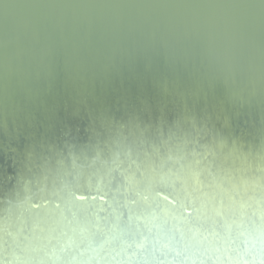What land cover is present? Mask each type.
Instances as JSON below:
<instances>
[{"label":"bare ground","instance_id":"1","mask_svg":"<svg viewBox=\"0 0 264 264\" xmlns=\"http://www.w3.org/2000/svg\"><path fill=\"white\" fill-rule=\"evenodd\" d=\"M169 152L259 174L264 0H0V218L100 211Z\"/></svg>","mask_w":264,"mask_h":264},{"label":"clouds","instance_id":"2","mask_svg":"<svg viewBox=\"0 0 264 264\" xmlns=\"http://www.w3.org/2000/svg\"><path fill=\"white\" fill-rule=\"evenodd\" d=\"M257 171L238 186L206 159L169 152L100 211L70 189L59 208L42 209L31 224H14L8 208L0 264H264V166ZM161 192L179 194L178 206Z\"/></svg>","mask_w":264,"mask_h":264}]
</instances>
